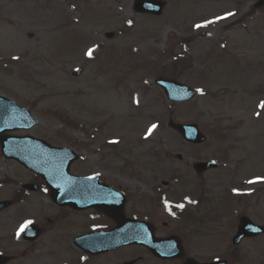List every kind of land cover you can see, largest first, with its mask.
<instances>
[{
	"label": "rangeland",
	"instance_id": "1",
	"mask_svg": "<svg viewBox=\"0 0 264 264\" xmlns=\"http://www.w3.org/2000/svg\"><path fill=\"white\" fill-rule=\"evenodd\" d=\"M254 1L164 0L155 16L134 11V0H0V94L39 120L29 133L73 145L89 170L107 153L129 155L138 170L147 165L143 155L157 149L158 176L170 181L172 170L184 176L170 187L177 193L194 161L223 159L224 168L210 171L224 176L222 185L210 186L211 198L224 192L226 220L241 213L257 220L264 216V8L254 9ZM158 75L189 85L195 96L168 101L154 83ZM103 86L130 104L119 117L97 103ZM148 103L147 124L136 126ZM169 119L198 123L207 141L184 143ZM226 229L224 238L231 235Z\"/></svg>",
	"mask_w": 264,
	"mask_h": 264
},
{
	"label": "flooded vegetation",
	"instance_id": "2",
	"mask_svg": "<svg viewBox=\"0 0 264 264\" xmlns=\"http://www.w3.org/2000/svg\"><path fill=\"white\" fill-rule=\"evenodd\" d=\"M23 174V181L15 179L9 182L13 187L9 193L2 192L3 183H0V202L6 201L0 205V264H145L144 258L150 253L142 246L126 247L127 251L122 253L92 254L81 251L74 240L96 230L111 228L120 216L146 221L153 228L154 235H158L157 228L169 225L162 205L167 199L172 200V194L165 190L167 187L157 190L154 180L146 183L149 188L145 185L138 188L131 186V181L125 178L116 181L113 172L108 173V179L100 177L101 181L116 186L126 197L121 211L110 216L95 209L76 211L54 204L40 174L29 170H24ZM84 174L88 173L80 175ZM191 174L199 178L189 185L190 202L196 207L186 240L185 237L180 238L183 256L166 262L184 264L185 258L189 257L199 264L216 260H221L223 264L224 261L225 264H264V232L234 243L238 219L235 222L222 219V203L217 204L219 209L208 208V174ZM24 184H30V187L24 188ZM109 208L113 209L114 204L110 203ZM25 221L32 223L17 236ZM254 222L264 226V216ZM226 227L230 228L232 235L224 238ZM130 248H135V251ZM156 261L162 264V261Z\"/></svg>",
	"mask_w": 264,
	"mask_h": 264
},
{
	"label": "water",
	"instance_id": "3",
	"mask_svg": "<svg viewBox=\"0 0 264 264\" xmlns=\"http://www.w3.org/2000/svg\"><path fill=\"white\" fill-rule=\"evenodd\" d=\"M264 4V0H260L256 3V6ZM135 8L140 11H148L153 13H159L162 8V2L158 0H137ZM109 37L112 34H107ZM159 83V82H158ZM161 85L165 88V91L168 94L170 99H188L193 95V91L187 88L184 85H179L174 80L170 79H161ZM176 88H180L179 91H176ZM14 116L20 118V120H25L27 125H33L37 121L28 113V111L18 106L13 100L7 99L0 96V117L3 119V122H0V125H5L4 122L10 121ZM172 125V124H171ZM174 128L179 130L184 136L189 140L200 142L204 137L196 130L195 126H182V125H173ZM3 128L7 129V125ZM5 129V130H6ZM1 130V129H0ZM5 140L6 138L3 137ZM64 151H69L66 148H62V153ZM210 164L204 165L209 166ZM250 234V233H247Z\"/></svg>",
	"mask_w": 264,
	"mask_h": 264
},
{
	"label": "bare ground",
	"instance_id": "4",
	"mask_svg": "<svg viewBox=\"0 0 264 264\" xmlns=\"http://www.w3.org/2000/svg\"><path fill=\"white\" fill-rule=\"evenodd\" d=\"M127 4H128V0H124L123 5H127ZM31 19H35V18H31ZM97 84L98 83L96 82V85ZM89 88L92 89L93 85H90ZM94 90H95V87L92 90L93 94H90V99L93 101L96 100ZM102 92H103L102 97L99 100H97V103H101L102 106H104L105 108H111L112 110H114L117 117L123 114L124 111L122 109L130 105L128 101L126 100V98L117 90H113V89L108 90L106 86H103ZM152 110L153 108L151 107L149 103L144 108L139 109L138 110L139 117H138L136 126H142V125L147 124L148 116L152 112Z\"/></svg>",
	"mask_w": 264,
	"mask_h": 264
},
{
	"label": "snow or ice",
	"instance_id": "5",
	"mask_svg": "<svg viewBox=\"0 0 264 264\" xmlns=\"http://www.w3.org/2000/svg\"><path fill=\"white\" fill-rule=\"evenodd\" d=\"M228 15H233V14H232V13H228ZM217 19H222V17H218ZM214 22H215V21H206V22H205V25H206V24H210V23H214ZM205 25L196 24L195 27H196V28H200V27H203V26H205ZM92 54H93V49H89L88 52L86 53V55L89 56V57H91ZM197 91L199 92V91H201V90H200V89H197ZM259 106H260L261 108H264V102H262ZM155 128H156V125L153 124V125L151 126V128H149V130H148L149 133H151L152 130L155 129ZM253 182H255V181H249V183H253ZM165 207H166V208L168 207V204H167V203L165 204ZM177 207L183 208V205H182V204H181V205H177ZM31 223H32V221H25V223L22 224V225L20 226V228H19V230H18V232H17V236H19L20 233L23 232V231L25 230V228H27V226H28L29 224H31Z\"/></svg>",
	"mask_w": 264,
	"mask_h": 264
}]
</instances>
